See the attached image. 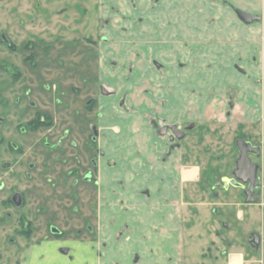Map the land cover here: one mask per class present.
Segmentation results:
<instances>
[{
	"label": "rangeland",
	"instance_id": "rangeland-1",
	"mask_svg": "<svg viewBox=\"0 0 264 264\" xmlns=\"http://www.w3.org/2000/svg\"><path fill=\"white\" fill-rule=\"evenodd\" d=\"M113 1L136 18L127 11L125 0ZM223 1L182 0L183 10H173L172 0H165L161 7L166 8L150 13L152 22L132 27L110 12L103 0H0V161L14 162L10 170H0L4 186L0 207L7 206L5 200L18 186L25 195L23 207L29 211L38 208L45 196V205L54 209L68 205L81 208L77 217L68 216L70 220L56 211L61 225L79 223L84 217L97 222V209L106 204L101 178L115 169L118 144L122 148L120 142H111L110 132L120 125L132 126L134 111L142 104H152L156 88L150 83L158 79L159 71L151 53L136 57L133 49L138 43L131 42L136 38L112 32L104 18L112 15L115 30L122 23L130 30L149 31L154 21H160L162 28L167 17L182 13L189 20V48L186 58L182 55L187 63L178 71L189 79V85L173 89L184 91L188 108L184 119L166 121L177 122L185 133L176 150L180 163L201 171L199 180L188 181L183 187L186 257L189 264H203L204 259L205 264H230L231 255L236 253L244 255L246 264H264V15L261 22L246 25ZM257 1L247 2L252 13L259 12ZM220 17L225 18V25ZM235 32L240 34L237 38ZM105 36L107 42L102 39ZM120 51L125 55L119 66H107L105 58ZM155 57L162 64L169 63L165 52ZM247 68L254 74L245 87L251 97L245 99V85L237 83L235 76L245 78ZM163 72L169 76L170 72ZM205 81L214 85L202 84ZM39 116L46 120L45 125H37ZM149 117L144 124L148 127L144 143L149 136L150 141L154 137ZM114 136V142L121 138L127 146L133 145V134ZM248 137L261 149L260 157L250 156L259 165L262 181L251 203H247L243 188H215L216 181L223 184L224 176L233 177L239 157L237 141ZM8 141L14 142L17 150H9ZM43 141L59 148L50 149L48 156ZM99 149L105 152L104 157ZM110 156L112 162L107 164ZM92 159L98 161L97 166L91 164ZM31 162L36 167L27 175ZM86 173L91 175L90 181L83 180ZM75 180L77 189L72 190ZM110 228L106 226L108 234ZM255 234L260 238L258 244Z\"/></svg>",
	"mask_w": 264,
	"mask_h": 264
},
{
	"label": "crops",
	"instance_id": "crops-1",
	"mask_svg": "<svg viewBox=\"0 0 264 264\" xmlns=\"http://www.w3.org/2000/svg\"><path fill=\"white\" fill-rule=\"evenodd\" d=\"M230 1L250 10L247 6L249 0ZM260 1L255 4L259 8V12L255 11L254 13L261 16V20L257 22H261L264 15V0ZM172 2L173 10H179L180 7L183 10V7H185L182 0ZM185 11H187V7ZM250 12L252 11L250 10ZM218 20L224 25L226 24L225 18L220 17ZM165 22L166 25L161 28L160 32L152 29L149 31L143 30V32L141 30V34L129 36L133 39L136 38V41L131 42L138 43V48L133 49L135 52L145 51L144 53H151L152 56L160 52L167 53L169 63L165 71L170 73L169 76H165L163 71L157 72L158 79H154L150 83L156 88L155 93H153L154 96L151 98L152 104H142L143 107L141 106L138 111H134L133 116H131L132 119L130 118L133 120L132 126L120 125L119 128L115 129L116 131L113 129L114 127L112 128L113 133L110 132L111 142L114 145L120 142L122 148L118 144L120 150L117 152L118 158H115L117 161L114 164L115 169L108 170L107 175L101 178L102 194L107 202V207L104 205L103 208L105 223L112 218H116L119 219V222L127 221L139 230L140 242H138V249L143 255L142 264H176V261L177 264H181L184 261L187 237L185 233L186 218L183 207L185 203L183 187L188 181L199 180L201 174L200 169L192 167L196 170L195 176L189 179L186 178L184 171L189 168L180 163L176 150L167 154V157L163 159L169 150L164 144L163 138L156 137L153 143L152 140L150 141L151 136H149L148 142L144 143L143 141L146 132H148V127L144 126L145 119L149 116L153 119L159 115L167 119L174 118L176 121V119H184L183 114L186 113L185 110L188 108L187 96L184 91H174L173 89V86L184 87L189 85V79L185 74L178 71L182 67L177 65L178 61L183 62L185 60L182 55L185 56L188 53V16L186 18L182 13L171 14ZM236 26L238 25L236 24ZM239 35L235 32V38ZM153 39L160 41H156L154 44V42H150ZM162 39L163 41H161ZM161 47L165 50H158ZM121 53L123 56L125 55L124 51ZM249 70L250 72L248 71L245 78L241 75L235 76L237 83L240 82L245 85L244 89L246 84H250L248 80H252L254 74L252 68ZM262 76H264L263 73ZM260 79L261 77L256 80ZM208 82L205 81L202 84L214 85ZM237 83H232V85L240 86ZM196 84L199 85L200 83L196 81ZM243 91L244 94L248 92L246 89ZM145 102L148 101L145 100ZM241 103L243 104V102ZM250 104L252 105V103ZM174 114L177 116H174ZM117 134H133V145L128 144L130 147L127 146L124 143L125 139L122 140L121 138L114 142V135ZM110 158L112 160L113 156H110ZM144 189L149 190V196L143 193ZM211 226L216 228V225ZM125 240L126 245H128L127 238ZM231 256H234V264L247 263L243 254L235 253ZM185 260L187 261L186 264H189L187 258ZM205 262H207L205 259L202 260L203 264Z\"/></svg>",
	"mask_w": 264,
	"mask_h": 264
},
{
	"label": "flooded vegetation",
	"instance_id": "flooded-vegetation-1",
	"mask_svg": "<svg viewBox=\"0 0 264 264\" xmlns=\"http://www.w3.org/2000/svg\"><path fill=\"white\" fill-rule=\"evenodd\" d=\"M103 1H105L103 2V4H106L110 12L116 13L120 16L121 22H126L128 24L131 23L132 27H136L137 25L144 24L149 21L152 22L154 18L150 15V13H156L158 11H162L163 8H166L161 7V3L165 0H125L127 11L133 12V14H135L136 16V18H133V16L124 13V11L120 9L121 6L115 4L113 0ZM223 3L226 4V6L230 7L227 0L223 1ZM112 19V15L110 16L109 14V16L104 18V21L106 27L110 25L113 27L112 32L114 33L130 34L131 36H133L135 34H141L144 30H130L129 25L127 27L124 26L122 23L119 27L120 29L115 30V26L112 25V22L114 20L112 21ZM155 19H158V17ZM159 22L160 21L158 20L154 21V24L151 25V28H153L152 30L160 32L161 27L158 24ZM135 23L138 24L135 25ZM141 30L142 32H140ZM102 39L105 42L108 41V38L106 36ZM156 41L159 42L160 40H150V42H154V44ZM161 41H163V39ZM158 50H165V48L161 47L158 48ZM141 53H144V51L135 52L136 57L141 55ZM122 56L123 54L121 53V51L116 52L114 54L112 52V55L110 57L105 58L104 61L107 66L110 67L111 64H113V66L117 68L119 66V59H121ZM154 57L155 56H153L152 58L155 70L165 71L167 69L168 64H166L164 61V63L162 64L156 59V57ZM186 63L178 61L177 65L183 67V65ZM248 71L250 72L249 69ZM102 92L107 93L104 88H102ZM244 96L245 99L251 97L250 93H245ZM30 104L35 105V102L31 100ZM2 118L3 117L0 116L1 120ZM39 118L40 119L36 122L37 125H45L46 120L41 116H39ZM166 120L167 118L161 117L159 115L151 120V122L153 121L152 129L154 130V137L152 139V142H155V135H157L156 133L158 132L162 134L160 138H163V141L165 142L164 144L166 145V147L169 148V150L164 155L163 159L167 157V154L178 149V142L180 143L185 136V133L181 130V127L178 126L177 122H168ZM175 129L178 132H175ZM165 136L168 137L167 141L165 140ZM95 139L96 136L93 137V140ZM2 140L3 137L0 136V142ZM244 140L248 141L249 137L248 139L246 138ZM42 143H44V146L47 148L48 156L50 155V149L53 150L55 148H59V146L51 148L50 142L47 141H43ZM7 144L10 148L9 150H11L12 148L17 150V146L14 145V142L8 141ZM253 145L258 146L255 144ZM99 151L101 153V157H104L105 152L103 151V149H99ZM250 156L251 158L253 156L260 157V147L258 149V154L250 153ZM106 162L107 164H111V158L107 157ZM116 162L117 161L114 160L113 164H115ZM91 164L93 166H97L98 161L92 159ZM13 166L14 162H12L11 160L1 159L0 161V170H10L11 168H13ZM35 167V163H29L26 167L27 175L30 174L29 170H33ZM236 168L233 170V177H235L234 172ZM195 174L196 170L192 168L186 169L184 171V176L188 179L194 177ZM225 177L233 178L224 176L223 179ZM91 179L92 177L88 173L83 176V180L85 181H90ZM203 179H208V177L203 176ZM51 180L52 179H50L49 181ZM200 182H202L201 185L203 186L206 184L204 181ZM54 183H56V181ZM99 183L100 181L97 180V185ZM218 183H221V181L215 182V188L222 187L221 185H217ZM76 184L77 180L74 181L72 185V190L77 189ZM53 185L54 187H56V184ZM2 190H4V186L3 184H0V194ZM72 192L76 196V191ZM60 193L64 197V193ZM143 193L147 196L150 195V192L147 189H144ZM51 194L56 195L57 193L51 192ZM65 195L67 197L68 194ZM45 199L46 197L42 196L38 202L39 207L34 208L32 211H29V209H25L23 207L25 203V195L24 192L18 186L15 187V189L9 194V196L5 200V204H7V206L0 207V264H142L143 255L138 249V242H140V233L136 227L132 226L127 221L119 222V219L116 218H112L107 223H105L106 221L104 220L103 213L104 206L102 210L99 207L97 209L98 213L96 223L89 221V217H84L83 221L79 223H64L63 225H61L57 221L58 218L56 217L58 211H60L63 216L67 215L66 219L70 220L71 216H68H76V212L80 211L81 208H77L76 205H68L54 209V207L48 206V204L45 205ZM105 203L107 202L105 201ZM72 204L74 203L72 202ZM105 206L107 207V204H105ZM75 216L72 217L73 220L76 221L77 216ZM79 219L77 221H79ZM106 226L111 227V231L109 232V234L105 231ZM126 238L128 240V245H124V243H126ZM249 240H252V238H250ZM254 242L255 244H258L260 241L256 242L255 240ZM183 258L184 261H182L181 264H186V255H184ZM231 264H234V256L232 257Z\"/></svg>",
	"mask_w": 264,
	"mask_h": 264
},
{
	"label": "water",
	"instance_id": "water-1",
	"mask_svg": "<svg viewBox=\"0 0 264 264\" xmlns=\"http://www.w3.org/2000/svg\"><path fill=\"white\" fill-rule=\"evenodd\" d=\"M238 18L246 24H251L261 20L259 14L252 13L236 5L231 1H227ZM175 132H178L175 129ZM238 149L240 157L237 160V168L234 172L235 177L223 179V184L218 183L224 188H229L230 184L236 187L243 188L247 195V203L254 202V192L262 186L261 177L258 174L259 165L252 162L250 153L258 154V146H254L249 140H238ZM256 242L260 241L257 234L254 235Z\"/></svg>",
	"mask_w": 264,
	"mask_h": 264
}]
</instances>
